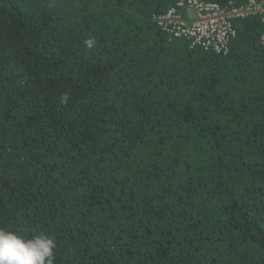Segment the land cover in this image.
<instances>
[{
  "label": "trees",
  "instance_id": "obj_1",
  "mask_svg": "<svg viewBox=\"0 0 264 264\" xmlns=\"http://www.w3.org/2000/svg\"><path fill=\"white\" fill-rule=\"evenodd\" d=\"M177 2L0 0V228L54 264H264V21L190 48Z\"/></svg>",
  "mask_w": 264,
  "mask_h": 264
},
{
  "label": "built area",
  "instance_id": "obj_2",
  "mask_svg": "<svg viewBox=\"0 0 264 264\" xmlns=\"http://www.w3.org/2000/svg\"><path fill=\"white\" fill-rule=\"evenodd\" d=\"M253 14L261 15L264 21V4L250 0L246 5L229 7L210 0H178L154 20L170 39L187 40L190 48L221 53L227 52L230 39L236 35L233 20Z\"/></svg>",
  "mask_w": 264,
  "mask_h": 264
},
{
  "label": "clouds",
  "instance_id": "obj_3",
  "mask_svg": "<svg viewBox=\"0 0 264 264\" xmlns=\"http://www.w3.org/2000/svg\"><path fill=\"white\" fill-rule=\"evenodd\" d=\"M95 43L91 38L85 41L89 49ZM56 247L55 238L49 234L25 237L0 228V264H54Z\"/></svg>",
  "mask_w": 264,
  "mask_h": 264
},
{
  "label": "rangeland",
  "instance_id": "obj_4",
  "mask_svg": "<svg viewBox=\"0 0 264 264\" xmlns=\"http://www.w3.org/2000/svg\"><path fill=\"white\" fill-rule=\"evenodd\" d=\"M186 13L193 14V12H192V11H186Z\"/></svg>",
  "mask_w": 264,
  "mask_h": 264
}]
</instances>
